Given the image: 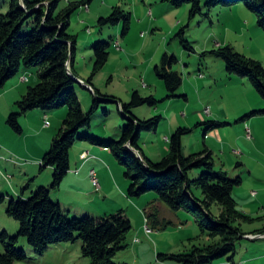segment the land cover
Returning <instances> with one entry per match:
<instances>
[{
	"label": "rangeland",
	"instance_id": "374dc122",
	"mask_svg": "<svg viewBox=\"0 0 264 264\" xmlns=\"http://www.w3.org/2000/svg\"><path fill=\"white\" fill-rule=\"evenodd\" d=\"M201 1L202 13L194 19L190 18L189 5L173 8L162 0H62L57 12L74 4L88 3L77 7L70 17L69 33L77 37L75 67L78 76L85 81L90 78L95 46L100 42L110 43V60L94 79L95 86L104 95L115 97L116 102L129 103L135 91L143 97L154 96L158 101L155 106L143 105L132 109L139 120L162 117L158 131L142 134V149L148 153L156 149L153 152L158 157L153 162H159L168 154L159 157L162 149H169V139L166 142L165 137H171L179 128L192 129L191 134L183 137L184 154L190 155L193 148L196 153L208 148L213 153L217 169L226 164L223 170L230 179H242V184L233 191V197L239 210L256 219L253 223L243 222L240 225L242 230L254 233L264 228V99L248 79L229 75L226 63L210 52L231 46L236 52L264 66V31L258 26L256 14L246 1L211 9L206 6L209 0ZM0 7L3 13H7L9 0H0ZM117 7L131 16L130 30L125 35L124 20L117 26H101L99 23L100 18H109ZM183 29L184 40L192 49H188L180 37ZM31 31L29 28L27 33ZM165 55L177 58L174 70L183 79L179 95H185L187 99H167L165 83L155 73V67L162 64ZM23 71L28 77L22 81L30 80L25 89L39 83L38 66L23 68ZM82 84H77L76 92L84 112L88 113L93 107L94 96ZM19 91L20 101L23 94ZM12 96H0V234L6 232L17 236L19 233V222L7 214L11 201L27 200L46 188L50 190L51 200L60 203L70 219L86 216L100 219L119 212L128 216L133 229L127 237L128 247L115 258L120 264H177L160 261L158 256L189 253L194 246L220 242L219 238L211 239L203 234L192 214L184 210L173 211L163 203V210L159 213L167 224L164 228L154 229L147 222L145 210L153 207L156 194L130 197L126 167L102 145L79 141L70 154V173L59 189H51L54 171L52 168L42 169V161L63 126L68 107L51 112L40 109L29 112L20 118L22 132L17 133L8 124L9 116L19 111ZM116 102L101 103L92 117L91 129L81 131L82 134L106 143L119 141L128 119L123 117ZM211 113L218 117L212 118ZM226 120L230 125L224 124L218 130L215 128L221 132V139L205 136L214 130L209 127L210 122L227 123ZM47 122L50 123L48 127ZM225 144L226 155L223 152ZM90 149H94L93 152ZM84 151L90 152L87 163L83 160L87 159ZM82 155L84 157L81 158ZM241 163L249 164L254 174L250 175ZM91 170H95L98 181L102 180L103 189L76 183L80 173ZM103 177L110 180L108 189H104ZM115 177H119L120 183L124 180L125 191L121 190ZM192 190L200 200H205L200 188L193 187ZM210 212L218 216L220 206L213 204ZM251 237L255 239H248ZM257 238V235H247L236 241L234 256H225L213 264H264V238ZM17 248L26 253L28 264H91L90 259L83 256L81 241L51 245L42 256L35 253L26 238H20ZM4 252L5 248L0 243V253ZM231 258L232 262L229 261Z\"/></svg>",
	"mask_w": 264,
	"mask_h": 264
},
{
	"label": "trees",
	"instance_id": "16d2710c",
	"mask_svg": "<svg viewBox=\"0 0 264 264\" xmlns=\"http://www.w3.org/2000/svg\"><path fill=\"white\" fill-rule=\"evenodd\" d=\"M62 0H9V9L3 13L0 7V90L19 75L23 68L38 66L39 83L29 87L18 101L19 111L8 118V124L17 133L22 132L20 118L29 112L40 109L51 112L65 106L68 114L52 147L42 161L43 168H52L51 189H59L71 171L70 154L79 141H89L111 150L119 162L126 167L125 176L130 180L129 196L142 197L154 193L157 201L173 211L181 210L192 214L202 231L211 239L220 242L194 248L184 254H160V261H174L177 264H213L216 260L236 253V241L247 235H264V228L254 233H245L241 224L253 223L256 219L238 209L233 191L242 184L241 178L230 179L228 173L217 169L213 153L205 148L191 155L183 152V137L192 133L190 128H179L169 138L168 154L159 162H153L143 153L140 140L144 132L158 131L162 117L139 120L133 108L143 105L155 106L154 96L143 97L138 91L129 103L116 102L115 97L104 95L94 86V79L108 64L111 44L100 42L95 46L93 70L88 80H81L75 68L78 53L77 37L69 33L70 17L80 5L74 4L65 11L57 12ZM240 1L256 14L257 24L264 31V0H209L206 6L231 7ZM173 8L190 6V18L202 13L201 0H162ZM125 21L124 35L130 30L131 16L125 15L119 7L109 18H100L101 26H117ZM32 28L30 33L27 30ZM184 29L180 33L188 49L189 42L184 40ZM222 59L229 75L248 79L254 89L264 99V66L250 59L231 46L219 47L210 52ZM178 63L175 56L165 55L162 64L155 67V73L165 83L167 99L185 97L179 95L183 85L182 76L174 70ZM81 82H84L83 84ZM77 84H82L94 96L93 107L85 113L76 92ZM116 102L128 124L119 141L101 142L83 130H90L92 117L101 103ZM226 123L210 122L211 129ZM200 188L205 200H200L192 188ZM213 204L220 206L218 216L210 212ZM147 213V222L154 229L164 228L167 222L160 218L156 208ZM7 214L20 224L17 236L6 232L0 234V243L5 248L0 253V264H28V256L17 248L20 238H26L37 255H44L49 246L82 242V253L91 264H120L116 256L128 245V234L133 229L127 215L119 212L110 217L94 219L86 216L70 219L62 210L60 203L51 200L50 190L40 189L29 199L12 200ZM262 219V218H261ZM264 219V217H263ZM166 222V223H165ZM149 227V226H148ZM233 261V258L229 260ZM234 264V263H233Z\"/></svg>",
	"mask_w": 264,
	"mask_h": 264
},
{
	"label": "crops",
	"instance_id": "0c3cea01",
	"mask_svg": "<svg viewBox=\"0 0 264 264\" xmlns=\"http://www.w3.org/2000/svg\"><path fill=\"white\" fill-rule=\"evenodd\" d=\"M146 14L144 15V18L146 19ZM143 18V19H144ZM141 22L143 23V22H145V21H143V20H141ZM147 22V21H146ZM120 57H121V55H120ZM76 58H77V56H76ZM92 61V60H91ZM92 63H93V61H92ZM75 64H76V59H75ZM76 66V65H75ZM76 68V67H75ZM23 71V69L21 70V72ZM25 77H28V76H26V71H23L20 75H19V78H17V77H15V78H13L12 80H10L7 84H6V86H5V88H3L2 90H0L1 91V93H0V96H2V97H4V96H7V95H13L12 97H13V99H14V101L17 103L19 100H18V96L20 95V91L19 90H21L22 92V94H23V96L25 95L24 93H25V90L27 91L28 89H25L24 87L25 86H27L26 85V83H29V81L28 82H24V81H22V79L23 78H25ZM81 79V78H80ZM81 80H83V79H81ZM84 81V80H83ZM94 86H95V84H94ZM96 87V86H95ZM97 88V87H96ZM5 98V97H4ZM211 117L213 118V117H218V116H216L217 114L216 113H211ZM48 117V116H47ZM225 118L226 119H228L229 120V117L228 116H225ZM226 124L227 125H230V122L229 121H227L226 120ZM217 130L219 129V128H216ZM215 128H214V130L213 131H210V132H208V133H206L205 134V136H208L210 139L211 138H215V137H217V139H221V136H220V131H217ZM170 137L169 136H166L165 137V139H166V142H168V140L167 139H169ZM221 141V140H220ZM249 142H251V141H249ZM150 149V148H149ZM194 150H192L193 152H190L191 154H193V153H196L195 151H196V149L195 148H193ZM208 149V148H207ZM92 152H93V150L94 149H90ZM163 150V152H160V154H159V157L161 156V157H163L165 154H167L168 153V151H169V149H168V151H165V149H162ZM161 150V151H162ZM150 151V150H149ZM153 151H156V149H152L150 152L151 153H148V152H146V151H144L143 150V153H144V155L146 156V157H148V159H150L151 161H154V159H156V157H158L157 155L158 154H156V152H153ZM223 152H224V155H226V144L224 145V148H223ZM81 153H83V152H81ZM85 153H87L88 154V156H87V159L86 158H83V160H85L86 161V163L87 162H89L90 161V152L89 151H84V155H85ZM190 154V155H191ZM84 155H82L81 156V158L82 157H84ZM185 155H187V154H185ZM188 156V155H187ZM82 160V159H81ZM85 162L83 163L84 165L86 164ZM241 166H244L246 169V171L247 172H249V174L250 175H253L254 174V169L252 168V167H250V165L249 164H247V163H241ZM223 169H226V164H223V167H222V170ZM92 171H95V170H91V172ZM80 171L79 170H77V173H79ZM91 172H84V173H80V175H78V178H76L75 180H76V183H78V184H81V185H89V186H95V184L93 183V181H92V178H91ZM97 175V174H96ZM103 180L105 181V182H103L104 183V189H108V187H110V180L109 179H107V180H105V178L103 177ZM115 181L117 182V184L118 185H121L120 186V188H121V190H123V191H125L124 189H125V187H124V180H122L121 181V183L119 182V177H115ZM99 183H100V187H101V189H103V185L101 184L102 183V180H101V182L99 181ZM126 185V184H125ZM254 194H257V193H254ZM261 194V193H260ZM153 207L154 208H156L157 209V211L158 212H160V211H162L163 210V204L162 203H159L158 201H157V199L155 200V203L153 204ZM153 207H148V208H146V210L145 211H147V213H149V210H150V212H152L151 211V208H153ZM264 207V206H263ZM146 213V212H145ZM249 215V214H248ZM159 216H160V213H159ZM160 218L162 219L163 217H162V215L160 216ZM249 236H254V235H249ZM256 236V235H255ZM257 239H262V238H264V235H257ZM248 239H255V238H248Z\"/></svg>",
	"mask_w": 264,
	"mask_h": 264
},
{
	"label": "built area",
	"instance_id": "2783aa9c",
	"mask_svg": "<svg viewBox=\"0 0 264 264\" xmlns=\"http://www.w3.org/2000/svg\"><path fill=\"white\" fill-rule=\"evenodd\" d=\"M25 80H27V79H25ZM207 113H210V111L207 110ZM48 126H50V123L47 122L46 123V127H48ZM85 155H86V157L88 156V154H85ZM91 178H92L93 183L97 187V190H99L100 189V183L98 181V178H97V175H96V172L95 171H92L91 172ZM136 242H138V240H136Z\"/></svg>",
	"mask_w": 264,
	"mask_h": 264
},
{
	"label": "bare ground",
	"instance_id": "6f19581e",
	"mask_svg": "<svg viewBox=\"0 0 264 264\" xmlns=\"http://www.w3.org/2000/svg\"><path fill=\"white\" fill-rule=\"evenodd\" d=\"M136 242V241H135Z\"/></svg>",
	"mask_w": 264,
	"mask_h": 264
}]
</instances>
